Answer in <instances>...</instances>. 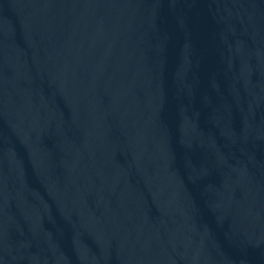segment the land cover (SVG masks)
Listing matches in <instances>:
<instances>
[{
	"label": "water",
	"instance_id": "1",
	"mask_svg": "<svg viewBox=\"0 0 264 264\" xmlns=\"http://www.w3.org/2000/svg\"><path fill=\"white\" fill-rule=\"evenodd\" d=\"M0 264H264V0H0Z\"/></svg>",
	"mask_w": 264,
	"mask_h": 264
}]
</instances>
